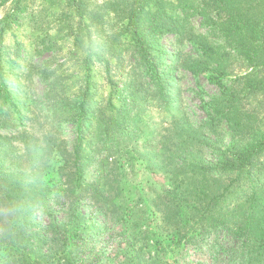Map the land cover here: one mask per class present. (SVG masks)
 <instances>
[{
    "label": "rangeland",
    "instance_id": "rangeland-1",
    "mask_svg": "<svg viewBox=\"0 0 264 264\" xmlns=\"http://www.w3.org/2000/svg\"><path fill=\"white\" fill-rule=\"evenodd\" d=\"M16 1L0 0L2 84L17 96L18 105L8 104L0 114V134L13 132L4 141L10 150H3L13 152L16 163L30 167V148L39 149V158L49 143H62L71 151L79 129L88 131L90 123L91 139L82 146L84 179L92 182L105 158L113 157L109 191L117 202L109 241H97L102 250L99 264H225L223 256L213 255L211 242H204L197 252L185 245L178 250L170 237L172 213L164 215L161 209L166 207L158 204L174 169L195 162L197 146L211 153L229 144L252 142L248 134L264 135V68L257 70L227 43L214 28V16H205L201 0L194 1L184 18L195 34L206 38L211 51L203 52L189 41L182 45L177 35H163L158 40L162 60L151 62L152 73L141 71L135 50H124L129 42L122 24L133 0H23L17 19ZM175 11L182 19L185 11ZM79 12L85 13L88 29L83 27L81 38L75 34ZM178 51L184 59L171 71V56ZM188 60L200 61L202 71L181 67ZM168 72L175 87L170 99L163 101L157 83ZM225 87L237 110L242 107L240 115L226 103ZM91 100L87 107L95 108L94 115L81 126L88 116L82 114V106ZM122 114L123 129L134 137L106 151L104 143L98 144L99 119L106 117L113 124ZM242 114L245 125L236 132L233 117ZM20 130L23 133L17 135ZM205 160L216 164L220 158L207 154ZM84 206L91 209L87 201ZM230 264L240 262L233 256Z\"/></svg>",
    "mask_w": 264,
    "mask_h": 264
},
{
    "label": "trees",
    "instance_id": "trees-1",
    "mask_svg": "<svg viewBox=\"0 0 264 264\" xmlns=\"http://www.w3.org/2000/svg\"><path fill=\"white\" fill-rule=\"evenodd\" d=\"M24 1H16V13L13 14L16 19ZM194 1L133 0L130 3L122 24L129 42V47L124 50H135L136 64L141 71L154 72L151 62L162 60L163 47L158 40L163 35H177L182 45L189 41L203 52L211 51L206 38L195 34L185 21V14ZM201 6L202 11L207 12L205 16H214V28L234 50L252 62V66H257V70L264 68V8L260 0H201ZM178 8L185 11L182 19L176 14ZM84 15L80 13L76 36L85 28L88 31L83 24ZM171 59L168 67L174 71L176 66L180 67L184 55L178 51ZM196 62L198 64L188 60L186 65L182 62L181 67L194 66L197 68L194 71H202L200 61ZM3 70L1 63L0 114L8 104L18 106L17 96L2 84ZM169 74L157 83V93L163 101L170 99V90L175 87ZM209 76L217 80L211 72ZM226 88L224 93L229 98L226 103L234 106L232 108L240 115L242 107L237 110L235 98H230ZM91 102L82 106V114L88 113V116L80 121L81 126L94 115L95 108L87 107ZM123 118L122 114L113 124L106 117L99 119L98 144L104 143V150L112 151L131 137L123 129ZM233 118L234 121L237 119L236 132L242 131L243 114L242 118ZM89 128L90 123L88 131L79 129L71 151L62 143H49L39 158V149L30 148L27 154L30 167L16 163L13 152L3 150L4 141L10 140L13 132L6 136L0 134V260L4 264H99L102 258L98 254L102 250L97 241H109L117 202L109 191V160L113 157L105 158L102 171L92 182L86 183L84 179L82 146L91 139ZM22 133L20 130L17 135ZM248 137L253 141L245 145L229 144L224 149H213L211 153L197 146L195 162L174 169L172 181L163 188L158 206L166 207L161 209L165 211L162 212L164 215L172 213L174 232L170 237L178 250L185 245L194 246L197 252L204 242H211V251L216 249L213 255L223 256L225 264H230L233 256L240 264H264V135L252 133ZM207 154L220 160L216 164L207 163ZM9 158L12 161H7ZM85 201L91 209H85ZM88 210L93 213L91 216ZM98 218L101 221L97 222ZM36 244L48 247L43 250L35 248Z\"/></svg>",
    "mask_w": 264,
    "mask_h": 264
}]
</instances>
